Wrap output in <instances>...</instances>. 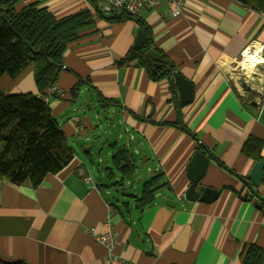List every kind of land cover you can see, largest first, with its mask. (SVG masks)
<instances>
[{
  "label": "crops",
  "instance_id": "obj_1",
  "mask_svg": "<svg viewBox=\"0 0 264 264\" xmlns=\"http://www.w3.org/2000/svg\"><path fill=\"white\" fill-rule=\"evenodd\" d=\"M107 2L17 3H36L57 18L89 10L94 22L64 52L55 84L62 95L45 96L74 157L36 188L0 180V260L105 264L108 250L94 235L106 232L109 217L115 251L129 264H243L250 245L264 252V212L256 206L264 207V179L257 197L244 182L256 161L242 152L250 136L264 140V58L259 51L263 61L250 74L240 64L249 47H264V14L240 0H186L178 13L162 0L141 13L174 71L193 84V101L183 105L173 76L153 79L138 60L119 64L141 27L107 20ZM35 68L3 75L0 89L39 94ZM112 109L118 127L102 121ZM119 150L134 165L124 180L113 160ZM197 150L211 155L201 183L220 190L212 202L185 197ZM159 174L154 201L142 206L136 182Z\"/></svg>",
  "mask_w": 264,
  "mask_h": 264
},
{
  "label": "trees",
  "instance_id": "obj_2",
  "mask_svg": "<svg viewBox=\"0 0 264 264\" xmlns=\"http://www.w3.org/2000/svg\"><path fill=\"white\" fill-rule=\"evenodd\" d=\"M18 1L0 0V78L5 74L17 78L29 65L34 64L39 94H8L0 89V180L7 179L17 185L28 183L36 188L48 174L59 172L74 157L73 147L68 143L45 96L56 84L59 73L57 65H63L68 45L79 37L82 30L93 24L94 17L89 10H84L57 18L49 9L40 8L36 3L18 8ZM240 1L246 7L264 14V0ZM103 16L112 22L133 19L147 34V41L142 46H133L119 62L120 65L138 60L153 79L174 75V65L165 62L157 73L152 72L146 54L155 51L164 60H168V56L154 43L151 28L143 18L122 11L103 13ZM42 46L44 48L41 49ZM77 90L76 86L75 92ZM102 100L111 103L109 99ZM174 101L179 109L182 105L177 98ZM263 147V139L250 136L242 152L260 161L264 159ZM113 160L125 174L123 180L133 174L134 165L128 161L125 150H119ZM122 162H126V165L122 166ZM160 178L159 174L144 183L138 199L142 206L154 201ZM246 198L251 199V196ZM263 258V250L256 245H250L242 254L243 264H262ZM0 264L23 263L0 260Z\"/></svg>",
  "mask_w": 264,
  "mask_h": 264
},
{
  "label": "water",
  "instance_id": "obj_3",
  "mask_svg": "<svg viewBox=\"0 0 264 264\" xmlns=\"http://www.w3.org/2000/svg\"><path fill=\"white\" fill-rule=\"evenodd\" d=\"M147 41V34L143 28H140L134 46L139 47L142 46ZM44 46L41 47V49ZM40 49V50H41ZM40 50L38 52H40ZM261 56L264 58V47L260 50ZM146 59L152 65V72L157 73V70L162 66V63H166L171 65L170 60H164L163 57L152 51L146 54ZM62 68L61 65H57V72ZM172 82L178 86L181 103L183 105H187L193 101L194 92H193V84L189 81L183 74H179L178 72H174ZM251 89V88H250ZM262 118L264 120V111ZM210 156L206 155L204 152L197 150L189 164L188 172L191 180V184L186 190L185 197L189 201H204V202H212L214 201L220 194V190H216L210 186H205L201 183V180L205 177L208 166L210 163ZM264 179V159L260 161H256L248 175V180L244 179L245 184H248L249 189L259 197L256 188L261 184ZM133 183H131L132 185ZM127 188H122V191H125ZM256 206L260 209L264 207L261 203H256Z\"/></svg>",
  "mask_w": 264,
  "mask_h": 264
},
{
  "label": "built area",
  "instance_id": "obj_4",
  "mask_svg": "<svg viewBox=\"0 0 264 264\" xmlns=\"http://www.w3.org/2000/svg\"><path fill=\"white\" fill-rule=\"evenodd\" d=\"M169 2L176 4L177 9L174 12L178 13L185 7L186 0H168ZM162 0H108L107 4L102 6V12L105 14H111L115 11L126 12L134 17L140 16L145 10L157 8ZM245 55V53H244ZM52 93L61 94V90L57 86H52L49 90V95ZM48 100V98H45ZM106 232L102 234H95L97 241L101 242L108 250L105 264H129L126 259L122 258L115 251V235L113 224L110 221V217L105 221Z\"/></svg>",
  "mask_w": 264,
  "mask_h": 264
},
{
  "label": "bare ground",
  "instance_id": "obj_5",
  "mask_svg": "<svg viewBox=\"0 0 264 264\" xmlns=\"http://www.w3.org/2000/svg\"><path fill=\"white\" fill-rule=\"evenodd\" d=\"M260 47L251 46L245 51V55L242 57L240 64L244 66L247 73L250 74L255 70L258 62H262L263 58L259 55Z\"/></svg>",
  "mask_w": 264,
  "mask_h": 264
},
{
  "label": "rangeland",
  "instance_id": "obj_6",
  "mask_svg": "<svg viewBox=\"0 0 264 264\" xmlns=\"http://www.w3.org/2000/svg\"><path fill=\"white\" fill-rule=\"evenodd\" d=\"M87 100V97L84 96L82 99H81V102L83 101H86ZM101 108V107H99ZM103 110V109H102ZM113 111L114 109L111 110V112H109L107 114V116L109 117V120H106L105 118L102 120L104 124H107V125H111L112 123H114L117 127L120 125L121 121H120V117L113 114ZM122 126V125H121ZM114 170L116 171V173L118 172L119 173V170H117L116 168H114ZM129 186L131 185V182H129L128 184ZM140 189V191H142L143 189V183L141 184L139 181L136 182L135 186L133 189ZM131 190V189H130Z\"/></svg>",
  "mask_w": 264,
  "mask_h": 264
}]
</instances>
